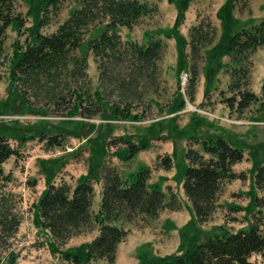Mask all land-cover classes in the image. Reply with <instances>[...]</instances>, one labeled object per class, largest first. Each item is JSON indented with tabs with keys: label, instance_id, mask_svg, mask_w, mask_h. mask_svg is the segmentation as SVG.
<instances>
[{
	"label": "trees",
	"instance_id": "trees-1",
	"mask_svg": "<svg viewBox=\"0 0 264 264\" xmlns=\"http://www.w3.org/2000/svg\"><path fill=\"white\" fill-rule=\"evenodd\" d=\"M168 1L178 10L174 25L145 33L144 41L139 43L123 41L120 29L132 30L141 18L158 11L157 5L152 6L144 0H26L28 11L25 15L17 12L18 0H0V59L4 57L9 28L18 37H25L24 41L16 40L13 54L8 59V97L0 102V114H12L13 100L18 97L23 112L43 119L52 114H63L67 124L73 123L75 117H81L76 125L83 126L86 119L96 116L107 119L109 114L110 120L140 122L146 116L140 110L145 93L143 88L157 79L159 62L165 54L163 38H174L177 43L178 70L188 67L192 72L189 86L192 101L195 100L199 64L205 61L211 64L205 73L207 95L213 77L224 70L230 81L227 90L220 94L229 110L240 115L253 105L259 104L263 109L264 85L261 95H257L251 84L253 56L264 49V19L248 28L235 16L238 5L250 0L224 1L216 13L222 28L218 39L217 28L210 18H202L200 14H197L198 23L184 35L181 26L194 0ZM66 5L70 6L67 18L55 31L47 33L45 28L61 15ZM91 54L99 73L94 91L89 76ZM224 57L228 58L226 63L221 61ZM178 93L167 108L173 117L186 104L183 94ZM111 96L118 101H112ZM40 127L41 140L48 138L51 146L62 144V130L49 136L43 130L46 127ZM149 130L152 133L153 128ZM193 130L189 129V134L187 130L182 131V134L193 139L200 148L190 146L184 152L183 163L178 168L181 169L179 183L196 221L205 223L218 208L222 186L244 177L234 167L244 160L245 151L243 146L224 135L215 133L200 137L194 135ZM12 137H15L12 129L0 124V249L3 250L18 233L22 222L15 212V205L11 204L12 200L15 203L14 195L3 192L2 186L11 181V176L5 173L4 163L17 155L10 144ZM35 137L21 136L20 142L26 143ZM98 139L105 148L106 136L101 135ZM120 140L125 146L117 149L115 156L122 161L132 160L149 147L146 140L142 143L130 137ZM87 141L97 140L88 137ZM95 150L86 175L79 177L75 184L65 181L57 184L49 179L34 207V222L50 233V247L54 252L74 236L94 228L98 230L92 241L73 253H64V264H98L99 261L113 264L118 245L131 232L126 228L127 224L157 220L165 210L182 208V201L171 186L164 188L162 184L149 183L152 176L149 166L124 175L116 166L105 162L103 153L96 160V152L100 150ZM161 167L166 171L176 168L174 158L162 157ZM252 176L254 188L264 194V157L257 160ZM99 182L102 195L99 209L94 213L95 183ZM252 199L256 209L264 208V198L255 195ZM257 212L262 213V210ZM253 255L261 256V264H264L262 222H253L250 228L237 232L220 226L216 233L192 249L166 256L151 255L140 264H258L250 261Z\"/></svg>",
	"mask_w": 264,
	"mask_h": 264
},
{
	"label": "rangeland",
	"instance_id": "rangeland-1",
	"mask_svg": "<svg viewBox=\"0 0 264 264\" xmlns=\"http://www.w3.org/2000/svg\"><path fill=\"white\" fill-rule=\"evenodd\" d=\"M144 1L152 6L157 5L158 11L141 18L138 25L132 30L121 28L120 34L125 42L133 40L141 43L145 39V33L170 28L176 21L178 10L168 0ZM224 1L194 0L191 2L186 12L185 22L181 26L182 33L188 35L190 27L198 23L197 14H200L202 18H210L217 28L218 39L222 33V28L216 13ZM69 7L66 5L61 15L52 20L51 25L45 28L47 33L55 31L57 25L67 18ZM27 11L26 0H18L17 12L25 15ZM235 16L239 19L240 24H245L244 27L252 28L264 19V0H250L245 4L241 2L235 11ZM24 38V36L18 37L17 33L10 28L7 30L5 53L4 57L0 59V102L8 97V59L13 54V44L17 39L24 41ZM163 41L166 44V50L164 57L159 62L157 79L154 83H150V86L143 88V93H145L143 102L140 103V110L146 116L140 122L110 120L108 119L111 118L109 114L107 119L104 116L86 119V125L83 126L76 125L80 122L81 117H75L73 123L67 124L64 121L67 118L63 114H52L43 119L42 116L23 112L20 99L14 98L13 110L10 114L13 118L9 116L7 119L12 120L2 121L0 124H6L14 132L15 137L10 139V143L17 151V155L4 163L5 173L11 176V181L4 182L2 186L3 192L14 195L15 203H12V200L11 204L15 205V212L21 217L22 222L18 233L9 241L8 247L5 250L0 249V264H64V253L75 252L77 248H81L98 235L96 228L82 232L71 238L65 245L60 246L57 252H54L50 247L52 244L50 233L37 227L34 222V207L45 189L47 181L51 179L57 184L62 181L75 184L79 177L88 173L89 160L94 157V148H96L95 151L100 150L99 153L96 152V160H99V156L103 153L105 162L108 165L116 166L125 175L142 166H149L152 169V182L163 186L172 184L182 201V208L179 211L165 210L157 220L147 222L138 220L126 225L130 231L134 229L137 232L143 229L145 235L153 239L154 243L161 235L163 239H169L171 237L169 232L175 231V235L173 234L174 236L171 238L179 240V247L177 252L170 255L180 253L186 248L196 247L204 239L216 233L220 226L237 232L250 228L253 222L264 224V208L256 209L252 199L255 195L264 198V194L254 188L252 176L257 160L264 157V108L262 109L259 104L253 105L240 115L230 111L222 102L223 97L220 94L221 91L227 90L230 81L229 75L224 70L219 71L213 77L207 95L205 73L211 64H206L205 61H201L199 64L195 100L192 101L189 93L192 72L188 67L178 70V50L175 39L163 38ZM260 50L262 52L259 53L256 60L255 55L253 56L254 70L255 61L261 65L264 64V49ZM221 61L226 63L228 58L224 57ZM185 71L188 72V82L185 83L183 90H185L189 103L186 104L185 111L173 117L174 114H169L167 108L177 93H181V85L183 84L181 81L184 76L182 72ZM98 74L97 65L91 54L89 57V76L92 91L98 86ZM201 84L204 86V96L201 101H196L197 90ZM111 100L118 101L114 96H111ZM192 106H197L201 112H194ZM226 108L229 110L228 114L225 112ZM214 115L229 116L242 123L224 122L213 117ZM256 120L262 122L251 123ZM40 126L46 127L43 130L49 136L62 130L64 132L61 136L62 144L51 146L48 138L41 140L38 133ZM149 128H153L152 133ZM189 129H194V135L200 137L215 133L224 135L243 146L245 151L244 160L234 167V170L237 173H242L244 177L222 186L218 198V208L210 220L205 223L196 221L190 203L179 183V170L181 169L178 168L183 163L184 152L190 146L195 149L200 148L193 139L183 136L182 131L186 132L185 130H187V134H189ZM75 132L82 134L78 136ZM30 135L36 137L31 138L26 143L20 142L21 136ZM101 135L106 136L105 148L102 147L101 140L98 139ZM88 137L97 141H87ZM126 137L141 143L145 142L143 140H146L144 138L147 137L146 141H148L149 147L132 160L122 161L115 156V152L119 148H124L125 144L120 138ZM164 156H172L177 169L173 168L170 171L163 169L161 158ZM97 184L95 183V187ZM97 209L98 202L94 201L92 210L96 213ZM257 210H262V213H258ZM184 222L186 223L183 224ZM166 235L169 238H166ZM144 251L143 260H147L151 255H148L146 250ZM170 252H173L172 249ZM12 256L14 257L13 263H11ZM250 261L258 264L263 262L259 255H253ZM98 264H106V262L99 261Z\"/></svg>",
	"mask_w": 264,
	"mask_h": 264
},
{
	"label": "crops",
	"instance_id": "crops-1",
	"mask_svg": "<svg viewBox=\"0 0 264 264\" xmlns=\"http://www.w3.org/2000/svg\"><path fill=\"white\" fill-rule=\"evenodd\" d=\"M264 51V50H263ZM262 52V50H258L255 53V60L259 53ZM264 84V64L261 65L257 61H255V70L253 73V79H252V90L260 95V91L262 88V85ZM204 96V86L201 84L197 90V96L196 101H201ZM226 114H228L229 110L228 108L225 109ZM152 177L150 179V183H154L151 181ZM168 185H171L169 183ZM167 186V185H166ZM173 187V186H172ZM95 193L94 201L98 202V208L101 201V192H102V185L101 183H98ZM98 209L96 210V212ZM187 222V221H186ZM184 222L183 224H185ZM132 230V229H131ZM175 231H170L171 237L174 236ZM174 234V235H173ZM163 236L159 239H157L156 243L153 242V239L148 238V235H145V232L142 230H139L136 232V230H132L127 239L123 242H121L118 246L117 251V259L114 264H140L141 260H143V255L146 250V253L148 255L153 256H166L170 255L171 253L177 252L179 247V240L169 238V236H165L169 239H163ZM170 249H172L173 252H170Z\"/></svg>",
	"mask_w": 264,
	"mask_h": 264
},
{
	"label": "built area",
	"instance_id": "built-area-1",
	"mask_svg": "<svg viewBox=\"0 0 264 264\" xmlns=\"http://www.w3.org/2000/svg\"><path fill=\"white\" fill-rule=\"evenodd\" d=\"M182 82H183V86L182 87H184L185 86V83L187 82V74H185L184 76H183V78H182ZM194 110H197L196 108H193ZM0 118H4V119H8L9 117H0ZM232 122V121H231Z\"/></svg>",
	"mask_w": 264,
	"mask_h": 264
}]
</instances>
